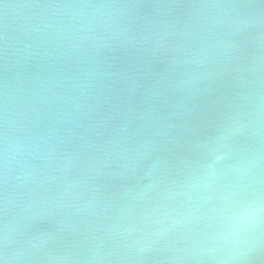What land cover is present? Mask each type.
I'll use <instances>...</instances> for the list:
<instances>
[{
	"label": "water",
	"instance_id": "water-1",
	"mask_svg": "<svg viewBox=\"0 0 264 264\" xmlns=\"http://www.w3.org/2000/svg\"><path fill=\"white\" fill-rule=\"evenodd\" d=\"M89 2L103 0H0V93L7 79L10 136L25 150L6 189L0 173V196L9 198L14 247L25 253L20 264L62 256L66 264H199L184 250L201 239L219 194L233 185L242 197L264 192V45L254 46L264 28L233 35L236 25L220 23L222 10L192 5L258 0H118L144 7L119 10L111 28L89 33L77 28L92 10L50 6ZM129 36L144 40L140 51L120 45ZM233 41L235 49L227 46ZM169 60L178 63L165 71ZM189 74L199 81L188 84ZM206 86L215 91H195ZM232 118L248 126L233 130L220 152L216 191L187 189L205 162L192 145ZM45 140L56 149L50 166ZM71 154L79 158L69 161ZM249 156H258L250 174L232 170ZM205 195L213 197L206 204ZM157 208L173 211L141 222V213ZM192 209L193 217L175 223ZM122 226L141 230L124 237ZM160 228L168 231L152 243Z\"/></svg>",
	"mask_w": 264,
	"mask_h": 264
},
{
	"label": "clouds",
	"instance_id": "clouds-1",
	"mask_svg": "<svg viewBox=\"0 0 264 264\" xmlns=\"http://www.w3.org/2000/svg\"><path fill=\"white\" fill-rule=\"evenodd\" d=\"M52 7H75L85 10H92L87 15L82 14L80 17V25L77 31H83L85 33L95 32L97 28L108 27L111 28L116 23L114 13L122 9H138L144 7L142 3L128 2L121 3L118 0H103V2L97 3H81L73 5H50ZM177 4L168 5H152L153 8L160 7H179ZM192 7L200 8H214L222 10L224 12L225 20L220 23H228L231 27L233 24L236 27L233 29V35H239L249 28L256 27L257 29L264 28V0H258V2H217L211 4H196ZM8 6H6V10ZM236 9H253L256 11L248 12L243 15L234 13ZM235 14V19L233 16ZM131 24V21H129ZM128 33L130 28L118 29ZM86 37H80L83 41ZM71 44V40H69ZM144 40H136L134 36H129L127 40L120 41V45L123 47H134L137 51H140ZM6 44V40H5ZM264 45V38H258L255 40L254 46ZM229 48L235 49L238 47L237 42L233 41L227 45ZM74 51H79V47L73 45ZM167 51V49H162ZM159 62V58L157 57ZM176 60H169L165 63L164 70H169L177 64ZM5 71L8 70V61L5 57L3 65ZM239 71V69L237 70ZM199 77L189 74L188 84H196L199 81ZM187 91H193L192 89H181ZM195 91H202L204 93L211 94L215 90L210 87H204L203 89H195ZM3 97V106L0 108V173L4 180L5 189L7 186L8 173L10 166L17 157L24 154L22 142L19 138H13L10 136L11 122L8 112V99L9 89L7 86V79L3 84V92L0 93ZM256 124L259 125L257 119ZM248 125H245L235 118L229 119L217 131L215 136L204 137L203 139H197L192 145L194 152H202L205 156V162L200 166V170L188 178L185 187L190 190L199 189L205 193L215 192L214 185L221 179L222 173L217 169V165L225 158L220 154L222 148L227 147V140L233 130H240ZM120 131L128 132V125L122 124ZM48 146L49 159L46 166H50L55 163V146L44 141ZM142 143H144L142 141ZM32 155L31 152L27 153ZM77 154H71L67 157L69 161L78 159ZM253 159L257 157L249 156L238 160L233 165L232 170L235 172H242L247 175L250 174L252 168L249 166ZM180 163L188 165V161L181 160ZM257 183L259 181L257 180ZM202 203L210 202L213 197L211 195H205L200 198ZM218 204L211 208L209 211L212 213L209 218V222L206 225V230L203 232L202 237L197 241L196 246L193 249H186L185 255L187 258L196 260L199 264H264V192L253 190L249 192L246 197L241 196L240 185H233L227 187L223 193L218 196ZM0 264H20L25 253L14 247L15 235L13 228V221L8 215V203L9 198L5 191L3 196H0ZM57 206L63 207V204ZM87 207L77 206L76 210L82 211ZM199 208V204L196 205V209ZM196 209L189 210L185 213V216L181 220L175 221V223H182L186 219L194 216ZM173 210H161L157 208L154 212L141 213L140 220L149 215L161 214L167 216ZM135 226L120 227L118 229V235L124 237L130 236L133 232L140 231ZM168 229L160 228L159 231L150 233L151 236L156 237L152 243L158 242V239L165 235ZM47 239H52L48 236ZM135 243H140L136 241ZM32 251H36L35 245H32ZM147 250V246L138 248V251ZM35 258V257H33ZM55 264H66L67 257H55L53 258Z\"/></svg>",
	"mask_w": 264,
	"mask_h": 264
},
{
	"label": "snow or ice",
	"instance_id": "snow-or-ice-1",
	"mask_svg": "<svg viewBox=\"0 0 264 264\" xmlns=\"http://www.w3.org/2000/svg\"><path fill=\"white\" fill-rule=\"evenodd\" d=\"M0 59H2V57H0Z\"/></svg>",
	"mask_w": 264,
	"mask_h": 264
}]
</instances>
